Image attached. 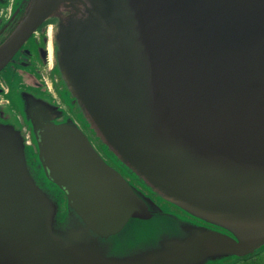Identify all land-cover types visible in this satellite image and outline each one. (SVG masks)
Listing matches in <instances>:
<instances>
[{
    "label": "water",
    "instance_id": "1",
    "mask_svg": "<svg viewBox=\"0 0 264 264\" xmlns=\"http://www.w3.org/2000/svg\"><path fill=\"white\" fill-rule=\"evenodd\" d=\"M59 10L55 77L90 136L55 106L28 116L31 145L0 123V264H224L264 248V0H29L0 70Z\"/></svg>",
    "mask_w": 264,
    "mask_h": 264
},
{
    "label": "flooded vegetation",
    "instance_id": "2",
    "mask_svg": "<svg viewBox=\"0 0 264 264\" xmlns=\"http://www.w3.org/2000/svg\"><path fill=\"white\" fill-rule=\"evenodd\" d=\"M28 2L29 0H0V45L22 22ZM67 14L68 11L59 10L42 22L0 70V123L12 125L21 134L28 136L27 143L30 145L33 131L28 116H44L42 109L46 111L50 106H55L62 112L57 120L71 119L90 136L88 127H85L75 109V104L71 103L70 94L65 92L55 77L51 32L59 19ZM127 179L137 189L147 193L146 189L137 186L138 180ZM151 198L154 200L153 196ZM154 201L168 212H183L175 207L164 208L161 202ZM184 214L187 215L183 216L184 218L199 222L191 215Z\"/></svg>",
    "mask_w": 264,
    "mask_h": 264
},
{
    "label": "rangeland",
    "instance_id": "3",
    "mask_svg": "<svg viewBox=\"0 0 264 264\" xmlns=\"http://www.w3.org/2000/svg\"><path fill=\"white\" fill-rule=\"evenodd\" d=\"M92 135H93V138L96 139L95 135H94V134H92ZM97 143L99 144V145H97V147H98L99 151L102 153V155H103L105 158H107V160H108L110 163L113 164V162L110 160V158H109V157L105 154V152L100 148V147H101V144H100V142H99L98 140H97ZM58 196H59V195H58ZM59 197H61V195H60ZM63 201H64V200H63ZM61 208H62V209L64 208V202L61 203ZM57 217H59V216H57ZM146 230H147V229H144L143 227H139L138 234L143 235V234L145 233ZM132 241H133V238H130V240H129L127 243L132 242ZM250 258H253L254 260H258V261H260L261 264H264V248L262 247V248L258 249V250L256 251V253L253 254V256H251ZM239 260H240V259H233V260L228 261L227 263H224V264H238V261H239ZM221 264H223V263H221Z\"/></svg>",
    "mask_w": 264,
    "mask_h": 264
},
{
    "label": "trees",
    "instance_id": "4",
    "mask_svg": "<svg viewBox=\"0 0 264 264\" xmlns=\"http://www.w3.org/2000/svg\"><path fill=\"white\" fill-rule=\"evenodd\" d=\"M250 257L251 255H249L246 258H243L242 260L238 261V264H261L260 261L254 260L253 258Z\"/></svg>",
    "mask_w": 264,
    "mask_h": 264
}]
</instances>
